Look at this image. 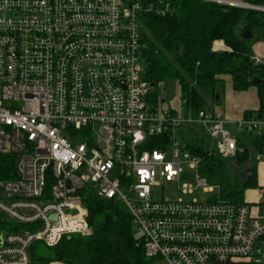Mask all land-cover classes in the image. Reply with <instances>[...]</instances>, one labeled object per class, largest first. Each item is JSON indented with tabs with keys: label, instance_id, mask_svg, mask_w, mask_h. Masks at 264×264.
I'll return each mask as SVG.
<instances>
[{
	"label": "built area",
	"instance_id": "obj_1",
	"mask_svg": "<svg viewBox=\"0 0 264 264\" xmlns=\"http://www.w3.org/2000/svg\"><path fill=\"white\" fill-rule=\"evenodd\" d=\"M170 6L0 0V264H32L33 243L88 233L83 202L91 194L126 206L149 264H264V218L247 203L152 196L157 173L176 182L181 163L198 170V155L180 156L190 124L222 156L236 149L220 113L182 115L154 100L141 15H164ZM236 127L262 135L264 119ZM197 186L214 188L198 176ZM193 189L184 185L183 193ZM257 191L264 204V187Z\"/></svg>",
	"mask_w": 264,
	"mask_h": 264
},
{
	"label": "trees",
	"instance_id": "obj_2",
	"mask_svg": "<svg viewBox=\"0 0 264 264\" xmlns=\"http://www.w3.org/2000/svg\"><path fill=\"white\" fill-rule=\"evenodd\" d=\"M264 6V0H239ZM241 20L244 21L240 26ZM141 39L147 47L146 78L155 87L154 100L162 101V84L173 79L180 90L185 112L192 116L206 109V99H215L216 84L230 76L232 89L254 87L259 107L246 111L244 119H264V61H255L250 39L244 32L260 29L264 34V10L243 8L205 0H171L164 15H141ZM253 38V37H252ZM227 49L214 51L215 41ZM157 98V99H156ZM192 129V128H191ZM189 128L188 133H191ZM244 131V130H243ZM247 134H255L246 142ZM236 149L224 157L198 138L187 142L190 152L201 159L199 171L217 189L215 198L236 204L244 191L256 187V166L250 149L264 152V134L244 131L236 135ZM228 167L234 171L229 174ZM89 232L63 237L52 246L37 241L29 248L32 264H149L141 239L134 235L133 222L119 200H105L91 194L84 199Z\"/></svg>",
	"mask_w": 264,
	"mask_h": 264
},
{
	"label": "rangeland",
	"instance_id": "obj_3",
	"mask_svg": "<svg viewBox=\"0 0 264 264\" xmlns=\"http://www.w3.org/2000/svg\"><path fill=\"white\" fill-rule=\"evenodd\" d=\"M243 23H244V21L241 20L240 26L237 27V32L240 31V27H241V25H243ZM256 39H260V41L257 43ZM249 43H250L252 53H253V46L256 48H259V46H263L262 44H264V34L262 33V31L260 29H254L253 38L250 39ZM228 80H231V78H228ZM224 82L225 81L222 80V81L217 82V84H216V90H217L216 95H218L217 100L216 99L212 100L209 98L206 99V109L213 110L217 113H220L223 117H224V111H223L224 100L228 99L226 97L227 92H229L228 93L229 98L233 97V92H234L232 87H231V91H230V89L227 88V85H225ZM162 86L164 87V96L162 98V101L160 102L161 105L163 107L170 108V109L174 110L176 113H181L182 115H186L185 107L181 103L180 90H179V86H178L177 82L173 79H169V80L165 81L162 84ZM251 90L253 91L254 89H251ZM249 94L251 95V93H249ZM252 95L255 96V93H252ZM249 97H251V96L248 95V97H245L244 101L248 103L250 100ZM189 126L191 128L196 127V130L191 129V133L190 134L188 133L186 135V137L184 138V142L187 143L189 140V136H190L192 139L198 138L197 140L201 141L204 145H207L209 147L214 146L213 140L208 136V134L205 132V130L202 127L198 126L197 124H190ZM225 129L228 130L230 132V134L233 136L240 135L241 133L244 132L242 129L236 128V125L234 123H228L225 126ZM195 135H197V136H195ZM254 137H255V134H253V135L247 134L245 137V141L249 143V141L254 139ZM177 138L182 140L179 133H177ZM184 152L191 153L190 148L187 147V149L181 150L180 156H182V154ZM250 153H251V157L255 163L256 170L263 171L264 152L261 153V152H258V151L251 148ZM167 155L169 156V148H168ZM180 166H181L182 170H181L176 182L166 181L164 179H160L159 174L157 173L158 183L153 186V190H152L153 198H155L157 200H159V199H169V200L182 199L185 201H190V200L195 199L197 201L204 202V201L210 199L211 197H213L217 194V189L215 187L212 189L204 190V188L202 186H197V176L203 177L199 171V167H198V170L195 171L194 169L190 168L187 163H181ZM227 169L229 171V174L232 175L234 173V171L231 169V167H228ZM263 174H264V172H263ZM184 185H192L194 187L193 192L183 193V186ZM257 185H262L264 187V183L256 182V186ZM252 190H253V187L248 188L244 192V195H243L244 196L243 199L246 201V203L250 207L251 206L253 207V205H254V204H251V201H252L251 196H253V199H254V195L252 194ZM260 207H263V206L260 205ZM261 221H264V219H261ZM134 235L139 237L140 233L134 231Z\"/></svg>",
	"mask_w": 264,
	"mask_h": 264
},
{
	"label": "crops",
	"instance_id": "obj_4",
	"mask_svg": "<svg viewBox=\"0 0 264 264\" xmlns=\"http://www.w3.org/2000/svg\"><path fill=\"white\" fill-rule=\"evenodd\" d=\"M257 43L260 41V39H256ZM256 43V44H257ZM255 44V45H256ZM258 45V44H257ZM263 46H259V48H256L253 46V58L255 60H259L264 61V44H262ZM227 49L225 47V45L223 44L222 41H215L213 44V50L214 51H222ZM228 78H230V76H223L222 80H224L225 85H227V88L230 89L231 91V87H232V81L228 80ZM221 80V81H222ZM251 89H254L253 91ZM228 91V90H227ZM233 91V90H232ZM229 92H227L226 97L228 98L227 100H224V119L226 120L225 126L228 123H234L236 125L237 122L243 120V114L246 111H254L259 107V102H258V97H257V92L256 89L254 87H249L248 89L244 90V91H234L233 92V97L229 98ZM251 93V95L249 94ZM252 93H255V96L252 95ZM249 97V102H245V97ZM198 125V124H197ZM200 126V125H198ZM201 127V126H200ZM191 129V127H189ZM237 128V127H236ZM196 130V127H192V130ZM195 133V132H194ZM197 136V135H195ZM264 166H263V171H258L256 170V182L259 183H264ZM259 187H263L262 185H257L256 187H253L252 190V194L254 195V199L253 196H251V204H254L253 207H250L251 213L255 216L264 218V204L260 203V195L257 191V189ZM248 189V188H247ZM245 189V191L247 190ZM244 191V192H245ZM244 198V196H243ZM259 201V202H258ZM243 202L246 203V201L243 199ZM257 202V203H256ZM260 205H262L263 207H260Z\"/></svg>",
	"mask_w": 264,
	"mask_h": 264
},
{
	"label": "water",
	"instance_id": "obj_5",
	"mask_svg": "<svg viewBox=\"0 0 264 264\" xmlns=\"http://www.w3.org/2000/svg\"><path fill=\"white\" fill-rule=\"evenodd\" d=\"M243 36H244V38L249 39V38L253 37V34L250 31H245ZM160 91H161V97L163 98V96H164V87H161ZM215 99L216 100L218 99V95H215Z\"/></svg>",
	"mask_w": 264,
	"mask_h": 264
}]
</instances>
